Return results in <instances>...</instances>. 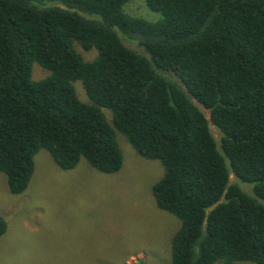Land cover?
<instances>
[{"label": "trees", "instance_id": "trees-1", "mask_svg": "<svg viewBox=\"0 0 264 264\" xmlns=\"http://www.w3.org/2000/svg\"><path fill=\"white\" fill-rule=\"evenodd\" d=\"M130 1L0 0L9 193L26 191L40 151L63 171L116 174L121 135L163 167L151 195L180 222L170 264H264V0H144L156 22L126 14Z\"/></svg>", "mask_w": 264, "mask_h": 264}, {"label": "rangeland", "instance_id": "rangeland-1", "mask_svg": "<svg viewBox=\"0 0 264 264\" xmlns=\"http://www.w3.org/2000/svg\"><path fill=\"white\" fill-rule=\"evenodd\" d=\"M125 13L149 22L160 19L144 0H131ZM126 45L142 52L135 44ZM78 51L85 61L96 57L94 51ZM46 76L33 65L34 81ZM75 89L80 101L88 103L81 83ZM102 113L111 125L110 111ZM210 130L218 141L217 129ZM116 139L123 162L113 175L101 174L83 160L63 171L45 151L35 157L34 173L22 195H11L0 174V218L7 225L0 237V264H170L171 239L180 222L160 211L151 195L163 167L140 157L123 136Z\"/></svg>", "mask_w": 264, "mask_h": 264}]
</instances>
